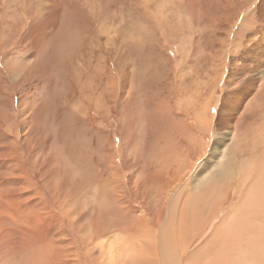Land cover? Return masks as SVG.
<instances>
[{
  "label": "rangeland",
  "instance_id": "rangeland-1",
  "mask_svg": "<svg viewBox=\"0 0 264 264\" xmlns=\"http://www.w3.org/2000/svg\"><path fill=\"white\" fill-rule=\"evenodd\" d=\"M0 264H264V0H0Z\"/></svg>",
  "mask_w": 264,
  "mask_h": 264
},
{
  "label": "bare ground",
  "instance_id": "bare-ground-1",
  "mask_svg": "<svg viewBox=\"0 0 264 264\" xmlns=\"http://www.w3.org/2000/svg\"><path fill=\"white\" fill-rule=\"evenodd\" d=\"M261 63V62H260ZM256 64V63H255ZM257 65H259V64H257ZM252 70V69H251ZM161 104V103H160ZM158 113V112H157ZM163 113H165V112H163ZM160 114V113H159ZM169 114V113H168ZM170 115V114H169ZM173 115V114H172ZM158 116V115H157ZM160 116V115H159ZM171 116V115H170ZM167 117V116H166ZM172 117V116H171ZM165 118V117H164ZM164 118H162V119H164ZM165 120V119H164ZM168 120V119H167ZM193 129V128H192ZM262 199V198H261ZM254 241H256V240H254Z\"/></svg>",
  "mask_w": 264,
  "mask_h": 264
}]
</instances>
